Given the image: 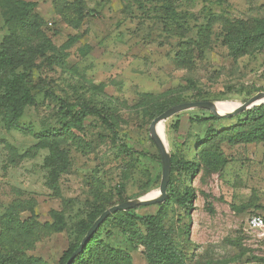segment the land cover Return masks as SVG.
<instances>
[{
  "label": "rangeland",
  "instance_id": "1",
  "mask_svg": "<svg viewBox=\"0 0 264 264\" xmlns=\"http://www.w3.org/2000/svg\"><path fill=\"white\" fill-rule=\"evenodd\" d=\"M15 1L0 0V50L10 47L22 59L36 104L24 110L16 129L7 131L0 118V213L13 201H27L21 218L32 206L37 220L50 224L49 212L62 211L67 227L41 231L28 252L58 264L74 241L76 223L91 210L94 193L113 203L118 189L126 201L159 190L160 157L149 133L158 105L174 100L242 104L264 93V46L233 58L223 42L225 28L236 21L264 32V0H22L36 3L29 27L12 19L19 9ZM181 48L189 59L184 64L177 60ZM56 99L103 109L118 135V141L101 138L96 123L74 134L79 143L60 139L68 165L58 179V197L45 184L49 151L34 148L40 134L60 128ZM199 112L182 111L163 122L171 159L195 160L209 128L224 131L244 117L243 112L199 122ZM207 147L217 148L225 165L214 171L203 163L193 176L173 171L172 191L191 186L196 200L190 218L170 204L164 222L175 230L189 264H264V226L248 228L251 218L264 217L259 209L264 144L216 139ZM157 205L135 213L155 215ZM103 235L132 264H147L144 247L129 244L119 228L108 226Z\"/></svg>",
  "mask_w": 264,
  "mask_h": 264
},
{
  "label": "trees",
  "instance_id": "2",
  "mask_svg": "<svg viewBox=\"0 0 264 264\" xmlns=\"http://www.w3.org/2000/svg\"><path fill=\"white\" fill-rule=\"evenodd\" d=\"M15 5L19 9L12 15V19L22 27L31 26L29 11L36 6V3L18 0L15 1ZM71 42L72 39L67 43V46ZM223 42L230 56L240 58L263 48L264 32L257 28L251 30L245 22L236 21L225 28ZM197 46L204 48V45L197 44ZM177 60L182 64L189 60L183 48L177 54ZM20 68L22 70L17 71ZM30 76V72L25 70L22 59L15 55L10 47L0 50V118L7 131L18 128L24 110L36 104L29 86ZM56 100L60 128L48 135L40 134L34 148H47L49 151L48 157L44 160V166L48 170L45 184L54 194L57 193L58 197L60 193L58 179L66 171L68 165L67 153L58 147L60 139L63 137L72 138L79 143L80 139H77L74 134L83 133L86 129L95 126L96 123L101 128L99 133L101 138L118 141V135L112 116L103 109L82 102L69 104L60 99ZM181 103L186 102L174 100L158 105L156 107L158 109H154L156 111L152 120L168 108ZM199 111L195 117L196 121H217V118L207 114V111ZM242 115L244 116L242 119L237 120L234 125L224 131H215L209 128L200 150L196 153L195 160L171 159L167 197L163 203L157 205L159 211L155 215L140 216L135 213V209L111 214L98 227L91 240L72 264H132L128 254L114 249L104 242V230L111 225L120 229L129 244L144 247L147 264H189L186 251L178 247L175 230L167 227L164 222L167 213L163 210H167L170 204L177 205L183 216L190 218L189 211L193 208L196 195L191 186L185 187L183 193H174L171 174L173 171H180L193 176L203 166V163L214 171L223 167L226 159L222 153L216 147L213 150L207 147L216 139H225V142L230 145L238 143L264 144V104L253 107ZM120 145L124 148L122 142ZM126 200L128 199L122 195L121 189L116 191L113 203L109 202L106 197H102L98 191L94 193L91 210L85 219L76 223L74 241L63 252L58 264H66L87 230L103 211ZM26 204H28L27 201H13L0 213V264H47L41 258L28 255V252L38 241L41 231L49 230L59 233L67 227L65 214L60 210L49 212L52 220L50 224L40 223L33 213L34 207L32 208V206L28 209L29 216L25 219L21 218V214L27 210ZM259 209L264 216V206ZM208 210L212 212L210 208ZM262 219L264 221V217ZM177 222L179 223L180 219ZM186 229L188 233L189 225Z\"/></svg>",
  "mask_w": 264,
  "mask_h": 264
},
{
  "label": "water",
  "instance_id": "3",
  "mask_svg": "<svg viewBox=\"0 0 264 264\" xmlns=\"http://www.w3.org/2000/svg\"><path fill=\"white\" fill-rule=\"evenodd\" d=\"M264 104V93H261L251 99L244 101L242 104H238L234 109L229 112L218 114L215 108V103L211 101H194L181 103L175 106H172L161 113L159 116L154 118L149 125L150 138L154 146L156 147L161 163V180L159 185L158 194L155 197L151 198H139L136 201H125L123 203L112 206L105 211H103L99 217L92 223L90 228L87 230L86 234L80 241L78 247L70 255L66 264H72L76 257L83 251L87 243L91 240L94 233L98 227L103 223V221L110 216L111 214L118 211H129L137 209L139 207H145L150 205L161 204L165 201L167 197V187L170 179V170H171V157L168 154L165 146V142L162 136V133L157 131V127L162 124L165 120L170 117L180 113L182 111L190 109H198L210 112L216 118H231L233 116L239 115L243 112H246L253 107ZM147 195V194H146Z\"/></svg>",
  "mask_w": 264,
  "mask_h": 264
},
{
  "label": "bare ground",
  "instance_id": "4",
  "mask_svg": "<svg viewBox=\"0 0 264 264\" xmlns=\"http://www.w3.org/2000/svg\"><path fill=\"white\" fill-rule=\"evenodd\" d=\"M239 103H233V102H229V101H225V102H217L215 103V108H216V111L218 114H223V113H226V112H229L231 111L232 109H234V107H236ZM165 129V128H164ZM162 130H163V123L160 124L158 127H157V131L159 133H162ZM158 194V191H155V192H151V193H148L147 195L143 196V198H151V197H155L156 195Z\"/></svg>",
  "mask_w": 264,
  "mask_h": 264
},
{
  "label": "built area",
  "instance_id": "5",
  "mask_svg": "<svg viewBox=\"0 0 264 264\" xmlns=\"http://www.w3.org/2000/svg\"><path fill=\"white\" fill-rule=\"evenodd\" d=\"M264 226V221L261 217H253L248 221L249 229H257Z\"/></svg>",
  "mask_w": 264,
  "mask_h": 264
}]
</instances>
